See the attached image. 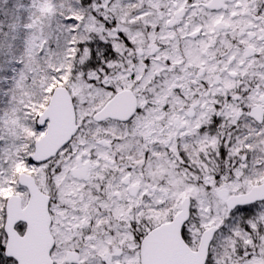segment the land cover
<instances>
[{"label": "snow or ice", "instance_id": "6c2138e0", "mask_svg": "<svg viewBox=\"0 0 264 264\" xmlns=\"http://www.w3.org/2000/svg\"><path fill=\"white\" fill-rule=\"evenodd\" d=\"M0 264H264V0H0Z\"/></svg>", "mask_w": 264, "mask_h": 264}]
</instances>
